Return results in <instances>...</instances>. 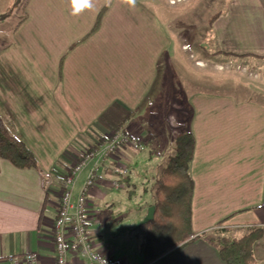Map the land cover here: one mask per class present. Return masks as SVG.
Instances as JSON below:
<instances>
[{"label": "crops", "instance_id": "1", "mask_svg": "<svg viewBox=\"0 0 264 264\" xmlns=\"http://www.w3.org/2000/svg\"><path fill=\"white\" fill-rule=\"evenodd\" d=\"M4 5L0 0V16ZM214 15L197 43L210 48L212 61L197 60L196 67L211 63L220 70L225 54L247 56L249 67L264 62V0H225L208 21ZM158 16L159 0H136L134 8L119 3L108 8L99 0L75 18L66 0H27L0 46V120L32 154L37 169L0 159V264L27 253H36L39 264H55L52 234L61 180L85 150L117 129L145 150L166 148L146 130L153 126L160 60L173 46ZM180 41L181 51L189 50ZM190 106L183 131L194 140L188 168L191 240L159 257L161 264H225L199 237L219 232L239 238L254 228L262 230L253 245L255 264H264V102L221 91L218 103ZM123 151L101 165L84 225L99 255L142 264L138 229L160 176L150 188L132 175L121 176L119 169L129 168L126 162L136 155L135 148ZM84 177L76 182L75 196ZM116 179L130 192L139 186L134 217L115 209L122 205V196L110 189Z\"/></svg>", "mask_w": 264, "mask_h": 264}, {"label": "rangeland", "instance_id": "2", "mask_svg": "<svg viewBox=\"0 0 264 264\" xmlns=\"http://www.w3.org/2000/svg\"><path fill=\"white\" fill-rule=\"evenodd\" d=\"M3 1L5 5L2 8L6 10L2 12L4 15L0 23V46L6 43L11 29L20 21L22 10L27 3V0ZM169 2L176 4L170 6L168 0H159L158 18L164 34L173 41V46L167 49L160 60V81L156 87L157 93L152 98L156 106L150 111L154 118L153 126L146 128L158 138L161 148H166L157 150L160 151L157 153L151 152L150 148L135 149V157L129 161V164L126 162L129 167L128 175H132L143 185L146 181L148 188L152 181L160 176V171L167 165L168 159L173 156L176 148L175 140L185 131L183 128L190 118L192 103L201 108L210 103H218V92L221 91H234L240 97L256 98L264 102V84H260L259 87V83L264 82V62L249 67L244 63L245 60L229 62L225 61L229 58H225L223 59L225 63L219 67L220 70L211 63L201 68L194 64L202 59L206 62L212 61L211 57H208L210 48L203 44L204 48L198 47L197 43L209 30L208 18L221 8L225 0H169ZM180 40L190 46L189 50L185 48V51H181ZM247 74L256 77L249 78ZM202 98L207 99V102H203ZM199 100L201 103H197ZM115 131L123 132V129ZM123 150L125 148L120 149L121 153L124 152ZM114 155L117 156L116 153ZM85 172L83 171L84 174ZM83 173L75 178L73 191ZM138 188L139 186H136L135 191L130 192L129 188L124 186L122 190L115 191L116 195L122 196L120 198L122 205L115 209L123 211L127 217H134L140 205Z\"/></svg>", "mask_w": 264, "mask_h": 264}, {"label": "trees", "instance_id": "3", "mask_svg": "<svg viewBox=\"0 0 264 264\" xmlns=\"http://www.w3.org/2000/svg\"><path fill=\"white\" fill-rule=\"evenodd\" d=\"M216 15L209 19V25ZM3 16H0V21ZM98 21L96 22L97 25ZM95 25V27H96ZM229 59L243 60L247 56L225 54ZM173 156L162 169L153 184L154 217L139 227L140 239L136 250L142 264L165 257L191 240L190 198L192 181L188 168L192 157L194 140L190 133L178 136ZM0 159L9 161L16 168L37 169V163L28 149L11 136L0 120ZM214 247L225 264H255L253 245L262 238V230H247L241 237L224 236L211 232L200 236Z\"/></svg>", "mask_w": 264, "mask_h": 264}, {"label": "built area", "instance_id": "4", "mask_svg": "<svg viewBox=\"0 0 264 264\" xmlns=\"http://www.w3.org/2000/svg\"><path fill=\"white\" fill-rule=\"evenodd\" d=\"M130 147L145 149L137 139L128 137L124 132L114 131L93 147L85 150L69 172L63 176L52 234L56 254L55 264H131L99 255L84 225L88 195L94 186L101 165L104 161L111 159L118 149ZM83 171H86V177L79 194L75 196L74 180ZM119 173L121 176H127L129 170L123 166L119 169ZM110 187L114 191L122 189L119 179L111 181ZM10 264H39V256L36 253H27L22 257L15 256L10 259ZM145 264H161V259Z\"/></svg>", "mask_w": 264, "mask_h": 264}, {"label": "clouds", "instance_id": "5", "mask_svg": "<svg viewBox=\"0 0 264 264\" xmlns=\"http://www.w3.org/2000/svg\"><path fill=\"white\" fill-rule=\"evenodd\" d=\"M99 0H66L68 7V14L70 17H78L91 10L96 6ZM119 3L121 6H127L128 8H134L136 0H102L104 7L111 8L115 4Z\"/></svg>", "mask_w": 264, "mask_h": 264}, {"label": "water", "instance_id": "6", "mask_svg": "<svg viewBox=\"0 0 264 264\" xmlns=\"http://www.w3.org/2000/svg\"><path fill=\"white\" fill-rule=\"evenodd\" d=\"M153 217H154V207H149L147 210L146 216L141 221L140 225L148 223L149 221H151L153 219Z\"/></svg>", "mask_w": 264, "mask_h": 264}]
</instances>
